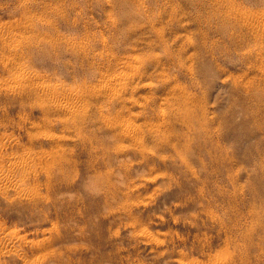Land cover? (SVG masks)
I'll return each mask as SVG.
<instances>
[{
  "label": "rangeland",
  "instance_id": "rangeland-1",
  "mask_svg": "<svg viewBox=\"0 0 264 264\" xmlns=\"http://www.w3.org/2000/svg\"><path fill=\"white\" fill-rule=\"evenodd\" d=\"M0 264H264V0H0Z\"/></svg>",
  "mask_w": 264,
  "mask_h": 264
},
{
  "label": "bare ground",
  "instance_id": "bare-ground-1",
  "mask_svg": "<svg viewBox=\"0 0 264 264\" xmlns=\"http://www.w3.org/2000/svg\"><path fill=\"white\" fill-rule=\"evenodd\" d=\"M27 71H28V70H27ZM29 71H30V70H29ZM29 71H28V72H29ZM22 72H23V71H22ZM121 73H124V72H121ZM115 75H116V74H115ZM115 77H116V76H115ZM112 78H113V77H112ZM14 80H15V79H14ZM116 82H117V81H116ZM115 84H116V83H115ZM67 110H68V109H67ZM131 126H132V125H131ZM7 181H8V180H7Z\"/></svg>",
  "mask_w": 264,
  "mask_h": 264
}]
</instances>
